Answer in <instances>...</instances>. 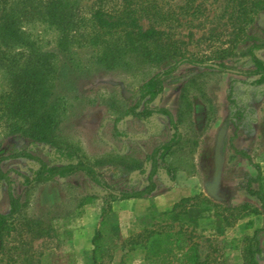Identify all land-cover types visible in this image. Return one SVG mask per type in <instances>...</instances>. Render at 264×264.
Segmentation results:
<instances>
[{"label": "rangeland", "instance_id": "374dc122", "mask_svg": "<svg viewBox=\"0 0 264 264\" xmlns=\"http://www.w3.org/2000/svg\"><path fill=\"white\" fill-rule=\"evenodd\" d=\"M185 1L165 0L175 12ZM94 3L76 0L75 21L80 33L65 51L57 47L59 34L54 28L34 22L25 29L33 49L51 53L47 55L50 71L44 70L43 75L52 98L60 100L59 142L92 162L112 155L143 161L144 174L119 165L97 167L100 178L114 191L138 190L147 181L146 157L171 138L173 129L167 116L159 113L145 121L131 116L118 122L115 119L119 106L134 103L141 80L167 66L151 68L131 53H114L105 64H97L98 49L83 39ZM194 5H198L195 11L190 8L178 24L171 25V38L187 57L211 64L223 62L228 71L183 64L165 77L163 92L151 106L166 108L177 120L179 98L184 92L192 111L178 122L180 143L158 160L154 191L140 199L110 198L83 173L48 183H25L37 162L27 158L4 160L1 168L23 207L3 231L0 264H91L96 231L101 236L99 264H147L144 251L127 243L145 227H164L178 234L182 231L190 242L198 244L201 257L214 264H243L254 231L262 229L257 234L261 252L255 260L264 264V208L256 196L247 193L249 185L264 197V85L252 84L254 77L243 74L252 65L249 56L242 54L251 43H264V10L255 16L246 31L248 39L241 43L237 38L242 20L232 0H195ZM141 24L148 27L144 20ZM256 55L264 61V49L257 50ZM9 81L10 73L0 65V92L8 89ZM230 86L234 103L228 99ZM221 128L226 132L220 179L214 188V148ZM18 150L49 165L57 162L55 147L17 134L6 136L0 121V155ZM166 168L173 170L174 179L169 178ZM256 176L257 182H252ZM7 189V183L0 180L2 213L9 209ZM199 194L176 218L162 214L179 199ZM243 203L260 213L234 219L235 213L229 216L222 208Z\"/></svg>", "mask_w": 264, "mask_h": 264}, {"label": "trees", "instance_id": "16d2710c", "mask_svg": "<svg viewBox=\"0 0 264 264\" xmlns=\"http://www.w3.org/2000/svg\"><path fill=\"white\" fill-rule=\"evenodd\" d=\"M195 0H186L178 6V11L170 9L165 0H95L89 13V28L83 39L98 49L97 64H105L113 54H133L138 62L154 69L167 66L144 77L137 89V98L131 105L119 106L115 122L131 116L140 120H147L159 113L167 116L173 133L171 138L156 146L146 157L149 163L147 181L142 189L116 192L100 178L97 167L111 164L119 165L128 171L138 170L145 173L144 162L128 155H112L108 158L89 161L82 157L78 150L62 145L58 140V118L60 100L52 98V91L46 84L43 71H50L48 51L33 49L34 45L26 31L27 24L39 22L54 28L59 34L57 47L65 51L74 43L76 35L80 33V25L75 21L76 0H0V65L10 73L9 87L0 92V121L5 125L6 136L19 135L33 142H43L55 147L57 162L49 165L39 157L24 150H18L8 155H0V180L8 185L7 197L9 209L0 212V252L3 249V231L8 224L20 214L22 203L11 192L10 179L7 172L1 168V163L9 158L33 159L38 166L31 169V177H25V183H48L56 178H67L77 173H83L94 184L107 192L110 198L140 199L151 194L156 184L153 177L158 171V160L164 158L182 140V132L178 129L182 115H189L192 111L191 103L186 102L184 92L180 95L179 115L177 120L166 108L153 107L151 103L163 92L164 79L179 66L192 64L228 71L223 62L211 64L201 59H192L180 51L176 42L171 38L170 27L178 24L179 18L186 15L190 8L195 11L198 5ZM237 7L238 17L241 19L240 36L237 42H244L247 38V28L254 22L255 16L264 10V0H232ZM194 5V7H193ZM141 20L148 23L144 28ZM104 36H109L106 40ZM248 41V40H247ZM33 49L32 51H28ZM264 49V43H251L242 54L248 55L252 68L243 74L254 77L252 84L264 85V61L256 55L257 50ZM228 99H232V86L229 87ZM179 120V121H178ZM121 136L125 133L119 131ZM242 157L249 159L242 150H235ZM170 179H174L171 168H166ZM257 182L258 177L250 179ZM247 193L256 196L264 208V197L259 191L248 185ZM200 197L193 195L183 197L173 203L168 211L177 217L191 206V202ZM205 202L209 201L207 199ZM216 208L219 205H214ZM223 211L234 219L247 213L259 214V210L247 203L237 206H224ZM228 221V217L224 218ZM262 229L254 231L244 251L243 264H258L255 255L261 252L257 234ZM180 231V230H179ZM100 232L92 238V263L99 264L101 256L98 253ZM182 242V243H180ZM130 247H140L144 251L147 264H214L207 257H201L198 244L190 242L182 233L165 231L164 227L143 228L127 242Z\"/></svg>", "mask_w": 264, "mask_h": 264}, {"label": "water", "instance_id": "95a60500", "mask_svg": "<svg viewBox=\"0 0 264 264\" xmlns=\"http://www.w3.org/2000/svg\"><path fill=\"white\" fill-rule=\"evenodd\" d=\"M225 132L226 130L224 128L220 129L214 148V172H213V181H212V186L214 188L217 187L220 179L221 166H222L221 151H222Z\"/></svg>", "mask_w": 264, "mask_h": 264}]
</instances>
